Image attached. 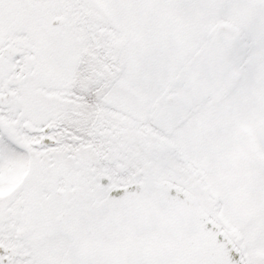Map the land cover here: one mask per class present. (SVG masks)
Here are the masks:
<instances>
[{
	"label": "snow or ice",
	"instance_id": "snow-or-ice-1",
	"mask_svg": "<svg viewBox=\"0 0 264 264\" xmlns=\"http://www.w3.org/2000/svg\"><path fill=\"white\" fill-rule=\"evenodd\" d=\"M0 264H264V0H0Z\"/></svg>",
	"mask_w": 264,
	"mask_h": 264
}]
</instances>
